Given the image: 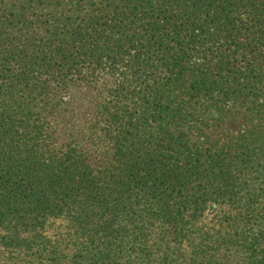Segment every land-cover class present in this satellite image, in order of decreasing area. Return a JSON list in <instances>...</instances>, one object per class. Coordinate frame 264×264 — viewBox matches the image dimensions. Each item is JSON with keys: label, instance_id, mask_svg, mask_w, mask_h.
<instances>
[{"label": "trees", "instance_id": "trees-1", "mask_svg": "<svg viewBox=\"0 0 264 264\" xmlns=\"http://www.w3.org/2000/svg\"><path fill=\"white\" fill-rule=\"evenodd\" d=\"M2 254L264 264V0H0Z\"/></svg>", "mask_w": 264, "mask_h": 264}, {"label": "rangeland", "instance_id": "rangeland-1", "mask_svg": "<svg viewBox=\"0 0 264 264\" xmlns=\"http://www.w3.org/2000/svg\"><path fill=\"white\" fill-rule=\"evenodd\" d=\"M215 213V208L211 207L209 210H207L204 213V221L207 223L209 222V220L212 218V216ZM3 256L0 255V264H6V261L4 260V258L6 257L5 254H2Z\"/></svg>", "mask_w": 264, "mask_h": 264}]
</instances>
